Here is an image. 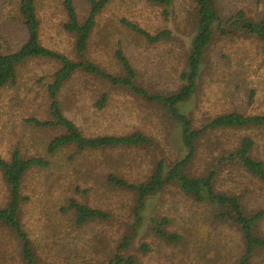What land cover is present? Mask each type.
Returning a JSON list of instances; mask_svg holds the SVG:
<instances>
[{
	"label": "trees",
	"instance_id": "1",
	"mask_svg": "<svg viewBox=\"0 0 264 264\" xmlns=\"http://www.w3.org/2000/svg\"><path fill=\"white\" fill-rule=\"evenodd\" d=\"M3 1L0 264L225 259L199 240L197 213L186 231L165 203L148 215L159 193L205 208L202 226L239 235L223 264H259L262 79L249 85L264 71V0H189L184 14L177 0H139L155 24L112 18L118 0Z\"/></svg>",
	"mask_w": 264,
	"mask_h": 264
},
{
	"label": "rangeland",
	"instance_id": "2",
	"mask_svg": "<svg viewBox=\"0 0 264 264\" xmlns=\"http://www.w3.org/2000/svg\"><path fill=\"white\" fill-rule=\"evenodd\" d=\"M189 0H177V6H178V11L181 9V11L185 12V5ZM5 1L0 0V25L3 24L4 20V15H3V7L5 6L4 4ZM110 13V16L112 18L116 17L115 14H123V13H128L131 14L132 16L138 18L141 20L144 24H155L158 23L159 19L157 18L155 12L151 9L148 8L143 2H140L139 0H118L116 2V5L108 12ZM145 52V49H142ZM165 61L168 65L169 59L165 58ZM166 66V65H164ZM262 79V84H259L258 81ZM251 81L252 84L249 86L254 85V81L258 83V86L260 89L263 88V92L259 96V101L261 103H264V71L260 72L259 74H256L254 76H251ZM246 89L247 87L243 88V92L241 96L243 97L246 95ZM211 99V108L213 109H219L220 106L217 105V99L218 97H214V92H210L209 95ZM197 100L198 98L186 103L183 105L182 109L184 112L189 113L192 110L196 109L197 105ZM208 105V103L206 104ZM205 108V107H204ZM76 112L78 113L79 117L82 119V121H85V116L82 114L80 109H76ZM120 122V125L118 127L123 126L124 121L123 120H118ZM114 121H108V120H103L102 119V126L101 127H106L108 125H111L115 127V125H112ZM85 127H90V122L87 120L86 123L82 122L81 123ZM92 127V126H91ZM172 144L174 147L178 146V140L176 137V134L174 133L171 138ZM178 148V147H177ZM41 185L38 186V189L40 188ZM166 194L163 195V193L157 194L155 197L151 199V202L149 203V210H148V215L155 214L156 209L162 204L165 203L166 205V211L168 214L174 219L176 226L183 231H186L190 228V218H187L186 216L190 213H197L199 216L198 222H199V227L197 228V236L200 241H203L205 245L209 246L210 249L214 247V244L219 245V249L215 247V252L220 251V254H222L225 259H221L220 261L216 262H191V264H223L222 261L225 260L227 262L229 260V256L235 255L237 251V242H238V236L237 233L230 231L225 234H218L216 231L213 229H209L208 226H202L200 224V221L202 220V216L205 215L207 212H203L205 208L202 206L196 205L195 203L188 202V200L182 196L179 195H169V199H166ZM190 209V210H187ZM185 212L183 215L182 213ZM33 223H37L38 220H32ZM211 228V226H210ZM39 233H43V228L41 226V223L39 224L38 229L36 230ZM184 233V232H183ZM232 236V237H231ZM202 242V243H203ZM51 249V248H50ZM55 251L53 250L51 253L48 252V254L52 257L54 255ZM46 254V253H45ZM53 254V255H52ZM229 255V256H228ZM154 257V258H152ZM56 260V257L54 258V261ZM146 261L144 264H162L163 257H159L155 254L151 255L150 257L145 259ZM259 264H264V255L259 257Z\"/></svg>",
	"mask_w": 264,
	"mask_h": 264
}]
</instances>
